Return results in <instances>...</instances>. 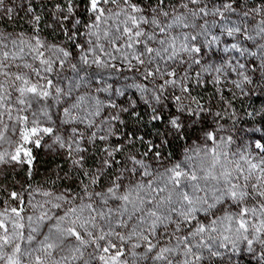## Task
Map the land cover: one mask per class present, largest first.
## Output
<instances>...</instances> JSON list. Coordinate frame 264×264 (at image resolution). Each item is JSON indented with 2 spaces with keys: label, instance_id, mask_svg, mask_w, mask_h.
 <instances>
[{
  "label": "snow or ice",
  "instance_id": "snow-or-ice-1",
  "mask_svg": "<svg viewBox=\"0 0 264 264\" xmlns=\"http://www.w3.org/2000/svg\"><path fill=\"white\" fill-rule=\"evenodd\" d=\"M0 264H264V0H0Z\"/></svg>",
  "mask_w": 264,
  "mask_h": 264
}]
</instances>
